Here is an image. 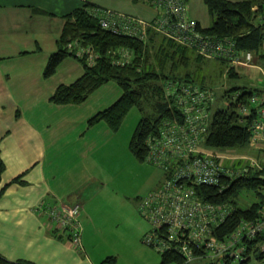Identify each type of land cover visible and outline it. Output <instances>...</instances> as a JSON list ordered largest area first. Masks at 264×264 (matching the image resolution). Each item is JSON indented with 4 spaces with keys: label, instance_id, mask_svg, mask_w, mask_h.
Returning a JSON list of instances; mask_svg holds the SVG:
<instances>
[{
    "label": "crops",
    "instance_id": "1",
    "mask_svg": "<svg viewBox=\"0 0 264 264\" xmlns=\"http://www.w3.org/2000/svg\"><path fill=\"white\" fill-rule=\"evenodd\" d=\"M87 3L146 21L158 13L150 0H0V256L11 262L101 264L104 258L91 256V251L100 254L91 242L98 214L110 210L107 202L120 195L118 162L131 159L129 154L134 157L129 150L132 133L126 140L118 135L120 127L113 130L104 121L88 125L91 117L120 98L115 82L103 84L80 104L50 101L60 85L84 74L79 59L68 56L54 74L43 76L49 56L58 48L65 16ZM185 3L201 27L210 26L204 0ZM91 61L87 57L86 62ZM60 202L81 205V249L65 233H52L38 210L42 203ZM140 225L145 226L141 220Z\"/></svg>",
    "mask_w": 264,
    "mask_h": 264
},
{
    "label": "trees",
    "instance_id": "2",
    "mask_svg": "<svg viewBox=\"0 0 264 264\" xmlns=\"http://www.w3.org/2000/svg\"><path fill=\"white\" fill-rule=\"evenodd\" d=\"M204 2L212 17V23L209 27L203 28L196 21L195 30L212 39L234 38L239 49L250 50L254 54V63L257 60L263 62L264 26H259L256 16H264V0H204ZM85 6L86 8L81 7L65 16L66 23L57 41L58 48L49 56L43 76L49 77L54 74L60 62L68 56L79 59L84 67V74L69 85H60L52 94L51 102L80 104L103 84L115 82L122 91L120 98L91 117L88 125L104 121L110 128L117 130L126 113L131 108L138 107L142 117L129 141V150L142 162L146 161L150 152L146 139L159 130L162 122L184 121L176 107L175 96L168 93L166 84L185 83L197 87L199 91H212L215 95V102L208 110L204 139L200 144L203 153L204 148L249 146L248 126L255 114L241 115L239 107L248 103L253 92L261 93L264 90V81L263 86L252 84L251 79L240 86L229 84L230 80H238L241 77L240 68L246 67L228 66L225 61L217 58L204 59L200 54L201 47L198 51L196 43L187 46L168 36L166 30L173 31L170 25L178 20L175 16L171 20L172 24L165 27L162 25L161 29L160 25L154 22L144 29H135L130 34L123 32L117 34L103 28L89 14L87 7L93 5L87 3ZM87 48H91L96 54L93 64L86 62ZM209 60L219 62L223 79H218L216 83H206V78L202 77V82L197 83L194 80L195 70L198 66L204 67ZM209 149L206 152L212 153ZM258 153L264 157V148ZM201 154L196 156H202ZM3 168L0 157V174ZM161 169L164 177L170 175V170ZM188 184L194 187L199 200L226 207L228 213L225 218L213 223L211 234L208 235L219 241L227 239L244 222L260 217L264 211V168L249 169L241 176L220 175L218 182L214 184ZM244 189L251 190L257 198L247 208L241 207L237 200L239 192ZM162 231L163 229L160 232ZM52 233L55 234V231ZM263 241V235H256L252 240H248L246 236L241 237L235 249L240 257H243L238 264H264V251L260 249ZM156 251L161 256L160 264L189 263L186 257L176 250ZM193 253L197 258L203 254L197 249H193ZM205 257L206 254L199 259ZM115 262L116 257L111 255L103 259L101 264ZM231 263L227 261L226 264ZM0 264L29 263L11 262L0 256Z\"/></svg>",
    "mask_w": 264,
    "mask_h": 264
},
{
    "label": "built area",
    "instance_id": "3",
    "mask_svg": "<svg viewBox=\"0 0 264 264\" xmlns=\"http://www.w3.org/2000/svg\"><path fill=\"white\" fill-rule=\"evenodd\" d=\"M154 2L160 10L155 21L160 29L162 25L165 27L172 24L174 16L178 19L170 25L173 31L166 30L168 36L187 46L196 43L198 51L201 47L200 54L204 57L221 59L228 66L255 68L264 81V65L254 63V54L250 50L239 49L234 38L212 39L195 30L196 23L188 17L185 0ZM92 13L103 28L117 34H130L138 29L140 23L138 19L111 10L94 9ZM256 20L259 26H264L263 15H257ZM86 52L94 63L96 54L91 48H87ZM166 87L169 94H174L176 107L184 121L179 123L166 120L156 133L146 139L150 147L146 161L171 172L168 177H164L163 186L159 190L150 192L141 200L142 212L151 225V230L146 233V242L158 251L176 250L188 261L197 258L193 253V249H197L203 252L198 258L206 254V257L213 258L215 264H226L227 261L238 264L243 257L235 249L241 237L246 236L248 240H252L256 235L264 236V211L260 217L244 222L227 239L219 241L208 235L211 234V225L225 218L228 213L226 207L199 200L187 182L214 184L218 182L220 175L241 176L249 169L264 168V161L250 160L238 168H230L225 157L203 153L200 144L207 129L208 110L215 102L214 93L209 90L199 91L197 87L185 83H169ZM239 111L244 116L255 114L248 126V145L260 151L264 148V90L261 93L253 92L248 103L240 105ZM197 154L202 156H196ZM237 160L240 159L235 161ZM80 208L79 204L60 202L58 205L42 203L38 210L44 214L51 231L65 233L66 239L77 249H81L82 228L78 218ZM260 249L264 251V241Z\"/></svg>",
    "mask_w": 264,
    "mask_h": 264
},
{
    "label": "rangeland",
    "instance_id": "4",
    "mask_svg": "<svg viewBox=\"0 0 264 264\" xmlns=\"http://www.w3.org/2000/svg\"><path fill=\"white\" fill-rule=\"evenodd\" d=\"M188 17L193 19L196 23V20L189 15V12ZM256 64L262 66L264 65V61L257 60ZM240 70L241 77L235 81H228L229 84L240 86L243 82L248 83V79H251L250 82L252 84L263 86V79L261 78L259 70L255 68H240ZM194 75V80H196L197 83L202 82V77L206 78V83H216L218 79H223L220 74L219 62L215 60L207 61L204 67L198 66ZM224 79H226V77ZM141 117L142 112L138 107L131 108L126 113L120 126V129H122L118 131L119 137L123 136V138L128 140L129 135L131 133L133 134L135 126ZM204 149L206 152L209 148ZM209 150L217 156L225 157L227 163L240 159L234 163L236 168L240 167L243 163H248L250 160L264 161L263 154L261 155L256 148L250 146ZM129 155L131 159L126 158V162L120 161L122 165L119 162L117 164V187L120 194L119 197L116 200L107 202V206L111 208L110 210L98 214L97 229L95 230L96 232L91 242L96 245V250L100 254L94 255L91 251V256L96 260L98 258L105 259L107 256L115 254L117 257L116 264H160V253L147 244L146 235H144V232L151 230V225L147 219L140 215L136 205L137 198L139 196L143 198L149 195L153 186L158 190L163 186L164 181H161V173L163 176V170L152 162H140L131 154ZM117 161L118 159L115 163H117ZM114 172L115 166L111 164L109 166V173L112 175ZM160 181L161 183L159 184ZM256 199L254 193L246 189L241 190L237 198L239 205L243 208H247ZM126 204H130V207ZM133 204L135 205V211ZM139 219L144 222L145 226L140 225ZM143 227H145L146 231L141 232V228ZM212 263L213 258L207 256L203 259L197 258L189 261L187 264Z\"/></svg>",
    "mask_w": 264,
    "mask_h": 264
},
{
    "label": "bare ground",
    "instance_id": "5",
    "mask_svg": "<svg viewBox=\"0 0 264 264\" xmlns=\"http://www.w3.org/2000/svg\"><path fill=\"white\" fill-rule=\"evenodd\" d=\"M150 2H151V3L157 8L158 13H157L156 18H154L153 20H149V21H146V20H144V19H138V18L135 17V16L128 15V14H125V13H122V12H117V11H113V10H111V9L101 8V7H97V6L87 7V10L89 11V14L92 15V17H94V18L97 20V22H98V18L92 13L94 9L111 10V11H113V12L120 13V14H124V15H128V16H131V17H133V18H135V19H138V20L140 21V23H139V25H138V29H144V28H146V26L152 25V24L156 21V19H157L158 16H159V13H160V10H159L158 6L156 5V3L154 2V0H150ZM146 23H148V24L145 26L144 24H146ZM98 24H99V22H98ZM234 163H235V162L227 163V165H228V167L232 168V167H234ZM248 163H249V162H248ZM243 164H247V163H243ZM188 183H191V182H189V181L187 182V185L190 186ZM192 184H194V183H192ZM199 184H203V183H199ZM194 185H198V184H194ZM190 187L194 190V187H193V186H190ZM155 190H156V189H153V190H151L150 192L155 191ZM194 191H195V190H194ZM196 196H197V194H196ZM197 197H198V196H197ZM191 199L194 200V198H193L192 196H191ZM141 200H142V198L140 197V198L138 199V211H139L140 215H141L143 218L147 219L146 216L143 214L142 209H141ZM74 204H79V205H80V203H74ZM74 204H71V205H74ZM68 205H69V204H68ZM80 206H81V205H80ZM147 221H148V219H147ZM148 222H149V221H148ZM147 232H148V231H147ZM147 232H146V233H147ZM146 233H145L144 235H146Z\"/></svg>",
    "mask_w": 264,
    "mask_h": 264
}]
</instances>
